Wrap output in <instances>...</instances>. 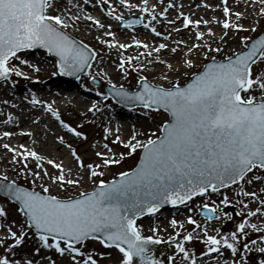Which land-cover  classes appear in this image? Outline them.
Here are the masks:
<instances>
[{
	"label": "snow or ice",
	"instance_id": "6c2138e0",
	"mask_svg": "<svg viewBox=\"0 0 264 264\" xmlns=\"http://www.w3.org/2000/svg\"><path fill=\"white\" fill-rule=\"evenodd\" d=\"M243 5L241 0H193L185 11L183 0H0L5 96L17 78L40 79L31 74L40 65L27 58L36 49L55 55L53 76L80 80L88 69L95 83V63L108 81L107 91L97 89L101 99L79 114V123L65 119L55 101L35 92L22 98L42 109L32 122L44 125V136L49 118L79 141L73 146L66 135L53 136L67 149L69 163L41 152L40 130L20 127L19 114L8 111L0 119V148L10 153L0 159L31 177L26 186L27 179L21 183L0 172V264H165L150 248L164 242L160 226L145 235L137 219L165 205L192 212L194 198L205 210L203 222L187 215L190 230L175 216L169 222L175 233L167 240L175 241L181 264H264V29L259 26L264 0H243ZM218 9L222 17L205 18ZM112 21L134 31L142 26L154 39L133 35L122 41ZM214 25L220 26L219 36ZM85 28L97 33L93 39L102 47L119 50L112 64L123 77L138 73V89L117 83L100 67L104 59L97 48L73 34ZM229 33L239 36L242 46L217 59L211 53L221 54ZM131 49L136 51L130 54ZM199 56L206 62L192 71ZM149 67L159 68L162 83L150 82ZM181 71L186 79L179 78ZM112 101L141 114L163 109L169 118L155 130L132 124L125 134L122 126L113 127L109 114L100 122L101 140L90 141L85 125L110 113ZM0 102L19 107L11 96ZM17 136L31 137V145L11 144ZM81 147L91 154L85 157ZM134 154L139 156L135 167L106 179ZM86 180L90 188L83 187ZM72 188L75 194H61ZM29 238L35 241L31 247ZM21 252L27 255L16 258ZM168 260L175 264L173 257Z\"/></svg>",
	"mask_w": 264,
	"mask_h": 264
},
{
	"label": "bare ground",
	"instance_id": "6f19581e",
	"mask_svg": "<svg viewBox=\"0 0 264 264\" xmlns=\"http://www.w3.org/2000/svg\"><path fill=\"white\" fill-rule=\"evenodd\" d=\"M179 2V0H178ZM198 2V0H196ZM213 2H216V0H213ZM183 3L185 5V11L188 10L189 6L193 3V0H183ZM229 3H232V0H229ZM241 6L243 7V0H241ZM91 11V7L89 9ZM193 11H196L195 8L192 9ZM204 13V9H201L200 12H197V15H201ZM95 14V13H94ZM138 15V13H136ZM213 14H215L218 17L223 16L222 10L218 9L215 13H213L211 10L207 12V16L205 18L211 17ZM245 23H248V21H245ZM216 28V32L220 30V26L214 25ZM114 30V29H113ZM115 31V30H114ZM244 33V32H243ZM77 39H83L85 42L92 44L93 47L97 48V51L99 52L101 58L104 59V64L100 65V67H105L108 71V75L111 76L117 83H122L124 86H129V88L133 89L135 85L136 77L139 75L138 73H132L130 77H123V75L119 72V70L115 69L114 65L112 64V61L118 60V49H109L106 46L102 47L98 44L96 40L93 39V37L97 34L95 31L89 32L86 28L82 31H77L73 33ZM137 36L139 38H147L149 42H151L154 37L150 34L149 30L144 29L142 26L140 28H135V31L133 29H130L128 31H120L117 32V36L122 41L127 40L130 36ZM185 38L189 36V33L187 34L184 32L182 34ZM219 41L217 40L216 43ZM235 37L229 38V45L236 44ZM213 45V44H212ZM216 47V46H215ZM212 46V48H215ZM226 48V47H225ZM136 50L131 49L130 54L134 53ZM231 51V50H230ZM215 55H217L215 52H212ZM202 56H199L197 58V63L195 67L200 63V58ZM30 60H33V62L38 63L40 65V71L38 73H32V75H38L40 79L38 81L36 80H28L24 79L23 77H20V82H17V84L14 87H10L7 93V96L3 94V89H0V101L3 99L8 98L9 96L14 97V102L19 104V107L15 109H11L6 107L2 102H0V119L3 118V114L8 111H13L14 114H19L21 118V125L20 127L29 128L31 127L34 131L39 129L40 130V144L38 145L39 150L41 152L48 153L52 157H61L64 159L65 163L70 162V158L67 152V149L64 146H59L56 144V142L53 140V136L55 133L59 132L60 134L66 135V138L73 141V146H79V141L73 139V137H70L69 134H67L65 131L58 129L56 123L54 120L45 118L44 123L50 124V129L48 130V135L44 136V125L43 124H35L32 121H34V118L36 115H41L42 109L39 106H30L28 102L24 101L22 98L25 95H30L32 92H35L39 97L49 100V101H55V106L63 113V110L72 112L77 118H79V114L84 111L91 103L96 102L100 100L101 98L97 94V89L94 86L88 84L87 78H81L77 83H73L71 80L67 79L68 77L62 76V77H55L52 75V72L54 70L51 68V62L47 61L45 57L42 55L40 56L37 53H31V56L28 55L27 57ZM199 62V63H198ZM31 71V70H29ZM181 73H179V78L181 79ZM92 74L97 75L98 79L103 82L104 84H108L107 79L103 78V73L98 71V68L95 66L92 69ZM148 75L150 82L154 83H162L159 76V68H152L149 67L148 71L145 73ZM52 78H57L52 80ZM167 86V85H166ZM100 90V89H99ZM72 91H75L76 93L72 94ZM111 115L113 117L112 119V125L113 127L116 126H122L123 132L127 134L128 129L132 124H136L137 127L144 126L145 128L151 127L156 128L159 125V120L161 119V114L159 113H151L146 112L141 114L140 112L128 110L126 108H122L119 106H114L111 108L110 113H105L103 116L97 115L95 118V123L87 124L85 126H89L90 131L89 138L91 140H95L99 142L102 138V131L100 128V122L101 120H104L107 122L108 115ZM134 114H137L140 116L139 119H133L132 116ZM144 117H149V121L146 122L144 120ZM88 119H92L91 114H89ZM13 131L17 130L15 126H8ZM0 130H4L3 127H0ZM15 141V144H14ZM4 141L0 140V143H3ZM11 144L16 145L19 142H24L26 144L31 145L32 138L29 136H17L14 139H11ZM57 147L59 148V151H57ZM84 147H87L85 145ZM84 147L80 148V151L82 154H84L85 157L91 154V152H85ZM10 156V153L6 152L3 148H0V157ZM0 172L7 173L9 175L10 179H17L20 175V173L14 171L10 166L9 163H5L4 160L0 159ZM111 174H107L106 178L110 177ZM31 178V177H30ZM39 184V182H37ZM91 185L90 180H86L83 187L87 188ZM53 191L55 192L56 189L53 188ZM77 191L76 188L70 189L67 193H61L62 195H73ZM200 200L196 203H193L190 205V207H195L200 204ZM231 208V207H230ZM187 215H194L192 212H188V208L185 206L181 207H174L171 208L169 211L161 212L159 211L155 215H151L150 217H144L140 219V224L144 227V233H150L151 228L155 225H159L161 228V234L164 236V238H167L168 235H171L175 230L170 226V220L173 216H175L177 219L181 220L185 223V226L187 223L186 217ZM203 222V221H199ZM35 241L29 238L28 245H32V243ZM195 243V242H194ZM197 244V243H195Z\"/></svg>",
	"mask_w": 264,
	"mask_h": 264
},
{
	"label": "rangeland",
	"instance_id": "374dc122",
	"mask_svg": "<svg viewBox=\"0 0 264 264\" xmlns=\"http://www.w3.org/2000/svg\"><path fill=\"white\" fill-rule=\"evenodd\" d=\"M186 1H189V0H186ZM95 14L96 15H100L101 14V12L99 11V10H97L96 12H95ZM135 15H137L136 13H134ZM129 18H131V17H129ZM112 23H113V29L115 30V32L117 33V32H120V31H128V30H130V29H126V28H124V29H120V27H122V26H119V27H117L116 26V24H115V22L114 21H112ZM260 28L261 29H264V20H261L260 21ZM141 26H137V27H135V28H140ZM187 33V32H186ZM188 34V33H187ZM219 34H220V30L217 32V36H219ZM239 35H249V36H254L255 35V33H252V32H241ZM230 37H233L232 36V33H229V38ZM235 39H236V44H231V45H229V46H227L226 48H222V52H221V54L220 55H215L214 53H211V55L212 56H215L217 59H221V58H223L224 56H227V55H229L231 52H234L239 46H242L241 44H240V41H239V36H235ZM217 44L218 43H213V45L212 46H217ZM231 50V51H230ZM31 51V53H37V54H39L40 56L42 55L43 57H45L46 59H47V61H49V62H51V68L54 70V71H56V68H55V60H52L50 57H48V55H47V53L46 52H44V51H41V50H34V51H32V50H30ZM31 56V55H30ZM200 62V63H199ZM198 63V65L195 67H193V69H192V71H196V70H198L199 68H200V64L202 63V62H206V58L205 57H201L200 58V61H199ZM88 69L86 70V74L85 75H82L81 76V78H87V82H88V84H90V85H92V86H94L93 84H92V79L90 78V76L88 75ZM32 74V73H31ZM55 77H62V76H59V74L58 75H56ZM57 78H52V80H54V79H57ZM187 77L185 76V73L182 71V73H181V79H186ZM67 79H69V78H67ZM20 80H22V79H20V78H17V82H20ZM69 80H71L73 83H77L79 80H77V79H69ZM100 84H102V85H108V84H104L103 82H101L99 79L97 80ZM95 88H98V89H100V90H103L104 91V89L102 88V87H99V86H94ZM125 87H129V86H125ZM137 88V83H136V80H135V85H134V88L133 89H136ZM73 93H76L75 91H72V94ZM114 106H119V105H117L116 103H114L113 101H112V107H114ZM119 107H121V106H119ZM123 108V107H122ZM128 110H131V109H128ZM151 113H159V114H161V119L159 120V124H161L162 122H163V120L164 119H167L168 118V116H167V114L166 113H164L163 111H161V110H159V111H153V112H151ZM63 115H64V118L65 119H67V120H70V121H75V122H77V123H79V118H77L72 112H70V111H65V110H63ZM133 117V119H139L140 118V116L139 115H137V114H134V116H132ZM144 120L146 121V122H148L149 121V117H144ZM57 128L58 129H60L58 126H57ZM153 129V128H152ZM85 131H90V128H89V126H85V129H84ZM153 130H155V128L153 129ZM158 134V133H157ZM70 135V137H72L71 136V134H69ZM24 143V142H23ZM14 144H15V141H14ZM84 155V154H83ZM7 157H10V156H6V158ZM137 160H138V155H133V157H131V158H127L126 159V162L125 163H122L120 166H119V168H116V167H114V168H112V170L111 171H109V172H107V174H111V176L110 177H108V178H106V179H109V180H111L112 179V177H113V175L117 172V171H121V170H126L128 167H135V165H136V162H137ZM9 166L13 169V166L10 164V162H9ZM27 179V184H26V186H28V185H30L31 184V178H30V176L29 177H25L24 176V174H22V173H20V175H19V177H18V182H21V183H24L25 182V180ZM91 187V185L90 186H88L87 188H90ZM66 195H69V194H66ZM197 201H199V199H196V198H194V200H193V202H192V204L193 203H196ZM176 207H181V206H176ZM174 208V207H173ZM193 208V211H192V214L194 215V218L195 219H197L198 221H204V219H202V218H199L198 217V212H199V210L201 209L200 207H198V206H195V207H192ZM229 211H231L232 210V208H229L228 209ZM166 211V210H165ZM169 211V210H168ZM162 212H164V211H162ZM148 217H150V216H148ZM137 223L138 224H140V219L139 220H137ZM210 223V225H211V222H209ZM192 226L191 225H189V224H186V226H185V228L187 229V230H190V228H191ZM174 233H175V231L173 232V233H171V235H174ZM145 235H150V233H144ZM183 234V233H182ZM30 239H32V238H30ZM32 240H34V239H32ZM166 241H168L167 240V238H165L164 239V242H166ZM30 243H32V242H30ZM194 245H195V247L197 248V249H201L202 247H203V245L202 244H199V243H197V244H195L194 243ZM29 247H30V245H28ZM171 248V254H170V257H173L174 259H175V264H181V262H182V260H183V257L180 255V254H178V253H176V254H173V247H170ZM20 255H27V253L26 252H21V253H19L17 256H16V258H19L20 257ZM164 261H165V264H169V260H168V258H164L163 259Z\"/></svg>",
	"mask_w": 264,
	"mask_h": 264
},
{
	"label": "water",
	"instance_id": "95a60500",
	"mask_svg": "<svg viewBox=\"0 0 264 264\" xmlns=\"http://www.w3.org/2000/svg\"><path fill=\"white\" fill-rule=\"evenodd\" d=\"M50 55L52 57L56 58L54 54H51L50 53ZM86 70L87 69L84 70V73L82 75H84L86 73ZM94 84L97 85V82H95ZM104 89H105V91H107V86H104ZM171 207H173V206L172 205H165V206L162 207V209L160 211H164V210L170 209ZM204 211H205L204 209H201L200 210V212H199V216L200 217L205 218L204 217V214H203ZM169 245H173L175 247V241H172V242H164V243H156V244L150 245V248L152 250L153 255H155L157 259H160L161 260L164 255H166L167 257L170 256V250L168 248Z\"/></svg>",
	"mask_w": 264,
	"mask_h": 264
}]
</instances>
